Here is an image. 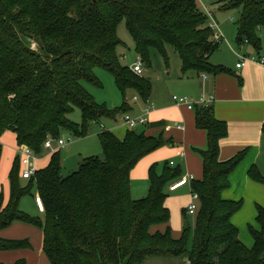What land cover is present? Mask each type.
I'll return each instance as SVG.
<instances>
[{
    "label": "trees",
    "instance_id": "trees-1",
    "mask_svg": "<svg viewBox=\"0 0 264 264\" xmlns=\"http://www.w3.org/2000/svg\"><path fill=\"white\" fill-rule=\"evenodd\" d=\"M219 4L222 12L240 15L237 44L249 43L264 56V0H221ZM123 21L140 60L149 65L153 50L167 57L166 48L171 46L182 60L184 74L229 71L211 63L222 43L214 40L209 17L196 0H0V139L12 132L19 148L27 146L41 157L47 140H59L63 130L85 137L92 123L129 114V94L149 102L152 84L124 66L117 52ZM34 43L38 50L32 48ZM99 68L114 76L124 100L121 107L101 105L87 90L85 83L103 87L96 74ZM75 108L82 112L81 126L69 118ZM195 111L196 126L207 132L208 143L205 150H198L203 178L192 183V192L200 197L195 223L179 239L173 236L167 200L170 185L183 177L181 168L173 169L168 163L164 175H159L153 165L148 196L136 200L132 191L131 176L138 164L174 146L164 131L147 133L165 123L128 129L124 139L103 129L99 139L105 159L88 158L69 176L63 175L62 154L57 150L47 167L26 180L19 153L9 174V201L0 195V233L16 223L39 227L51 264H149L152 259L264 264V207H257V227L249 225L255 241L249 248L232 222L244 202L223 198L247 152L222 162L220 143L229 134L227 123L216 119L212 106ZM1 155L0 148V160ZM249 176L264 185L257 168ZM34 189L45 204L43 217L31 218L20 207ZM162 226L164 231L159 229ZM31 248L29 239L0 237V252Z\"/></svg>",
    "mask_w": 264,
    "mask_h": 264
},
{
    "label": "rangeland",
    "instance_id": "rangeland-1",
    "mask_svg": "<svg viewBox=\"0 0 264 264\" xmlns=\"http://www.w3.org/2000/svg\"><path fill=\"white\" fill-rule=\"evenodd\" d=\"M220 1L221 0H196L204 13L208 14L209 12H212L217 17H219L220 30L224 34V38H226V41L222 42L223 45H221L220 50L225 53L226 49L230 47L229 44L237 48L236 39L238 33L236 30V25L240 20V15L238 12H221L219 4ZM203 6L206 9L203 8ZM118 37L122 44L118 47L117 52L121 58L122 64L132 69L136 64H141L143 70V74L141 76L149 80L153 86L151 102H153L157 110H161V108L164 106H177V103L173 100L174 96L182 98L188 95L191 101L194 102L195 97L193 98L192 93H187L185 89L188 81H190V79L195 76L194 74H184L182 60L174 47L168 46L166 48L167 57L162 55L158 50H153L151 53V64L149 65L140 60L134 39L128 30L126 21L121 22L119 25ZM32 48L35 50L39 49L36 43L32 45ZM96 74L102 81L103 87L99 88L85 83L87 90L93 95L99 104L107 105L109 108L121 107L123 104V97L117 87L114 76L108 71L100 68L96 70ZM133 99V94L128 95L129 102L133 103ZM144 108L145 105L143 104V101H140L137 104L135 113H131L132 111L130 113L133 116L142 115ZM156 113L159 114L149 117L148 120L151 121L155 118H160L163 116L161 114L162 112L157 111ZM69 118L74 124L78 126H81L83 123L82 112L78 108L74 109ZM169 123V126L172 128H176V126L179 124L178 120H170ZM113 124L114 121L112 122L109 120H103L101 124L98 125L92 123L90 125V132L85 137H79L75 132L70 130L62 131L60 140L67 142V145L64 148L59 149L62 154L64 176H69L75 172H78L84 160L88 158L97 157L101 160L105 159V154L99 139V134L103 130L102 125L106 130L116 131L117 129H114ZM121 131L117 130L116 132ZM123 131L125 132V129ZM0 148L2 149L0 160V195L4 194L5 201L8 202L10 198L9 174L12 165L19 154V147L13 133L7 132L4 137L0 139ZM56 148L57 144L55 145V149ZM190 150L193 152V149ZM177 151L176 149L166 147L154 154L155 156H148L138 164V166L133 170L131 176L134 199L140 200L148 196L150 186L149 174L153 165H157V173L159 175H164L166 165L170 163L171 160H176L178 163L180 162L178 159H176ZM52 153V150L46 149V151L40 157V159H45L40 162L38 161L39 163H37V170L43 169L46 164H48L50 155ZM177 168L178 166L174 167L173 169ZM188 175L190 174L187 173L184 177ZM32 192L33 195L27 196L22 200L20 206L21 210L31 218L43 217V214L40 215L38 212L34 198L32 197L36 196L37 190L34 189ZM191 197L192 195H190V193L184 189L176 193H169L168 203L171 208L170 225L172 227L173 236L176 239H179L182 236L184 229L188 227L189 224L192 225L195 223V217H192L189 214H187V217L184 215V210H187L192 203ZM240 216L242 215L240 214L239 217ZM240 223L241 222H239V224ZM249 225L255 226L256 222H251ZM249 225H247L245 229H239L240 239L242 242H247V238L251 240L253 239L249 231ZM26 227V230H20V232L14 230V233L16 234L17 231V234H20L21 236L24 234L23 236H27L16 237L15 239L10 240L29 239L32 248L27 250L0 252V264H15L19 260H25L27 264H51L43 249L44 235L42 229L30 225H27ZM159 229L164 231L166 228L162 226ZM192 248L193 236L190 238L189 250L191 251ZM182 262L183 260L181 259H152L149 261V264H181Z\"/></svg>",
    "mask_w": 264,
    "mask_h": 264
},
{
    "label": "crops",
    "instance_id": "crops-1",
    "mask_svg": "<svg viewBox=\"0 0 264 264\" xmlns=\"http://www.w3.org/2000/svg\"><path fill=\"white\" fill-rule=\"evenodd\" d=\"M199 8L201 9V7ZM203 8L205 7L203 6ZM213 17L220 28L219 17L215 14H213ZM236 30L238 33V28ZM225 41L226 38H224V42ZM229 45L230 47L226 49L225 53L220 50V47V49L211 56V63L213 65L223 66L229 71L218 75L198 74L194 71L189 72L188 75L194 74L195 77H192L190 81H188L185 90L187 93H192L193 98L195 97L194 102H198L202 96L215 98V102L211 105L214 108L215 117L219 121L226 122L229 128L228 136L220 143V160L226 162L244 151L247 152L244 161L231 175V187L223 193V198L225 200H242L244 202L242 209L235 214L232 222L238 229H245L251 222H256L258 215L257 207H264V185L255 182L249 176L250 170L254 167L264 176V67L248 62L244 67L238 68L237 65L241 57H254L259 55L249 43L239 46L236 39L237 48L233 47L231 44ZM133 97V103L129 102L127 97V101L132 109V112L130 111L131 113H135L138 102L142 101L141 99H137L139 97L135 94H133ZM184 97H188V95ZM188 98L190 99V97ZM143 104L145 108L142 115L133 116L131 113L130 115L133 117L145 116L148 119L155 114H159L156 113L157 111L162 112L161 114L163 116L160 118L148 121L150 126L153 124L165 123L164 126L162 128H149L147 130L148 135H157L161 131H164L167 139L174 140V146L169 145L166 147L176 149V151L178 150L176 159L180 162L178 163L176 160H171L170 163L175 162L173 167H180L183 171V177L185 174L189 173L195 176L196 180H202L204 175L203 160L198 150L207 148L208 136L205 130L197 128L195 110H189L187 106L178 105L164 106L161 110H157L153 102H151V98L149 102H143ZM149 106L153 109L147 113ZM170 120H178V125H181L183 129L179 130L176 127L167 132L165 128L170 125ZM109 121H114L113 125L115 130H122L121 132H116L117 130L111 132L120 139H124L128 128L122 122V115L115 120ZM145 128L143 127V129ZM124 129L125 132L123 131ZM57 148L55 151L59 150ZM190 149H193V152ZM157 152L150 156H155L154 154ZM180 152H183L185 156H179ZM44 159L45 158L40 159L39 157L38 161L40 162ZM38 161L37 163H39ZM48 164H46L45 167H47ZM182 189L189 192L190 195L193 193L192 185H187L176 192ZM176 192H171L169 187V193ZM37 195L38 193L36 192V196ZM32 197L36 205L35 196ZM168 200L167 207L171 209ZM36 208L38 210L37 205ZM38 212L40 215L43 214L39 210ZM240 214L242 216L239 217ZM239 222L242 224H239ZM26 226L27 224L16 223L1 232L0 237L9 240L15 239L16 237H25L27 235L23 236V234L21 236L17 234V231L26 230ZM255 227H257V223ZM14 230H17L16 234ZM243 243H247L246 245L249 248L255 246L254 239L251 240L247 238V242Z\"/></svg>",
    "mask_w": 264,
    "mask_h": 264
},
{
    "label": "built area",
    "instance_id": "built-area-1",
    "mask_svg": "<svg viewBox=\"0 0 264 264\" xmlns=\"http://www.w3.org/2000/svg\"><path fill=\"white\" fill-rule=\"evenodd\" d=\"M209 28L213 30V37L214 40L218 43H222L224 41V36L222 32L220 31L218 23L214 20L213 14L209 12ZM248 62H252L255 64H258L262 67H264V56H254V57H241L240 62L238 63L237 67L242 68L244 67ZM134 72L138 75L143 74V70L141 67V64H136L133 68ZM174 101L177 103L178 106H187L189 110H195L196 107H210L214 102L215 98L210 97L207 98L206 96H202L198 102H192L188 97H182L178 98L177 96L174 97ZM153 108L148 107L147 113H149ZM122 122L124 125L131 130H137L141 127H145L149 124L148 119L145 116L141 117H133L130 114H126L122 116ZM177 129L182 130L183 127L181 125L176 126ZM102 128L105 129V127L102 125ZM165 130L171 131L172 127L168 126L165 128ZM57 144L58 149L64 148L67 145V142L64 140H56L54 138H49L47 142L45 143V148L52 150L53 152L56 150L55 145ZM19 153L22 156L23 159V178L28 180L31 179L37 172V161L39 157L34 154V152L27 146H21L19 148ZM179 156L184 157L185 154L183 152L179 153ZM171 165L174 166L175 162H171ZM196 180L195 176L188 175L186 177H182L178 181L174 182L170 186L171 192H176L179 189L187 186L192 185V183ZM36 205L38 207V210L41 213H45V204L43 202V199L37 195L35 197ZM200 197L197 193H192V203L190 204L188 208V214L192 217H196L199 209V203Z\"/></svg>",
    "mask_w": 264,
    "mask_h": 264
}]
</instances>
